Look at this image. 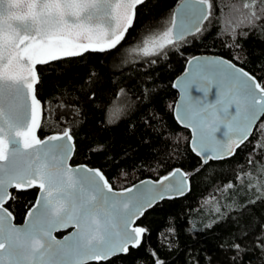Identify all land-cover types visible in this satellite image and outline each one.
I'll return each instance as SVG.
<instances>
[{
  "label": "snow or ice",
  "instance_id": "obj_1",
  "mask_svg": "<svg viewBox=\"0 0 264 264\" xmlns=\"http://www.w3.org/2000/svg\"><path fill=\"white\" fill-rule=\"evenodd\" d=\"M145 2L147 0H36L33 27L20 38L0 41V162H7L10 155L13 158L11 165H0V264H111L116 256H132L134 251L140 253L141 249H144L140 253L141 260L133 257L136 264H170L159 248L149 245L152 248L149 251L145 247L146 228H130L129 225L158 203L184 197L191 190L192 176L210 162L235 159L245 151L249 153L247 163L250 167L256 168L259 161V168L264 169V124L260 122L264 119V64L258 69L261 75L256 76L222 57H191L188 64L192 67L183 80L171 85L179 88L182 94L179 106L183 113L178 114V119L186 122V127L191 126L195 133L191 151L199 158L200 166L191 173L172 167V157H168L158 161L157 167L147 169L159 172L167 165L170 170L166 175L115 191L102 168L81 165L74 170L68 166L67 160L76 150L74 125L78 120L81 126L83 124L86 105L82 101L90 104L99 90L93 83L98 75L94 71L83 78L87 85L86 89H81L83 96L61 93L50 102L46 115L55 120L59 130L46 139L38 138L43 101L39 98L36 66L117 50L136 28L138 8ZM244 8L248 9L249 4L245 3ZM96 19L104 21V26L98 23L91 28L84 23ZM218 20L215 0H192L185 14L179 18L173 14L172 26L158 39L134 49L143 56L139 63L145 70V86L155 83L147 72L157 65L161 55H166L167 50L177 47L181 41L189 44L202 38ZM253 33L264 40V0H252L245 21L224 34V47L229 51L242 50L239 41L247 40ZM189 36L191 41L187 39ZM216 38L219 39L220 34ZM206 69L212 70L211 77L205 74ZM213 83L216 85L213 103L188 94V88L196 85L206 97ZM151 92L152 89L145 87L142 98L147 96L154 101L156 98ZM25 95L29 99L27 121H23ZM116 96L117 101L126 97L127 89L121 88ZM233 106L234 113H230ZM123 111L124 108L114 103L110 115ZM145 123L151 126L150 121ZM221 123L228 128L227 138L217 140L214 133ZM17 138L23 152L9 148ZM44 145L48 147L41 152ZM106 150L103 144L93 149L99 155H105ZM29 152L32 155L25 163L17 162V157ZM239 171L242 175L226 184V190H245L248 174L243 173V168ZM74 172L83 175L77 177ZM36 189L39 195L26 213L28 227H16L11 223L14 216L8 205L18 195ZM251 192L256 199L249 197L240 211L264 203V184L260 185L259 192L252 186ZM49 215H64L66 222L56 228L47 227L44 220ZM225 218L226 215L221 216L203 228L193 224L189 231L214 229ZM69 228L74 231L63 241L53 235ZM226 239H231L232 243L228 247L221 245V249L234 252L230 264H245L246 255L257 253L258 264H264V216H260L250 230ZM215 259L189 252L185 264H214ZM248 264H252L251 259Z\"/></svg>",
  "mask_w": 264,
  "mask_h": 264
},
{
  "label": "trees",
  "instance_id": "obj_2",
  "mask_svg": "<svg viewBox=\"0 0 264 264\" xmlns=\"http://www.w3.org/2000/svg\"><path fill=\"white\" fill-rule=\"evenodd\" d=\"M179 1L147 0L143 3L138 8L136 28L110 54H90L83 59H65L60 63L37 67L39 98L43 101V117L38 131L40 138L59 130L55 120L46 115L50 102L59 98L61 93L65 96L69 93L83 96L81 89L87 88L83 78L90 71L98 74L93 82L99 89L96 99L90 104L82 101L86 105L83 124L81 126L78 120L74 125L76 150L71 163L102 168L115 188H125L143 178H158L167 174V170H170L167 165L165 170L159 172L147 169L157 167L158 161L168 157H172V167L188 173L200 166L199 158L189 146V131L176 122L172 112L177 91L171 85L189 57L199 53L218 54L256 76L261 75L258 69L264 64V40L258 39L256 33L247 40L239 41L243 45L239 51H229L223 43L224 34L245 21L252 0H215L218 22L210 26L211 30L202 38L198 37L189 44L181 41L177 47L167 50L166 55H161L157 65L147 72V76L152 77L155 83L150 82L145 86V70L134 49H137L143 38L171 25L173 9ZM245 3L249 4L248 9L244 8ZM217 34H220L219 39L216 38ZM187 39L191 41V36ZM145 87L152 89L151 96L156 98L154 101H150L147 96L142 98ZM121 88L127 89V96L117 101L116 93ZM114 103L124 108V111L110 115ZM51 106L55 108L56 105ZM110 119L112 123L108 122ZM145 121H150L151 126ZM260 122L264 124V119ZM99 144L107 146L105 155L93 151ZM248 156V152L241 151L235 159L222 163L210 162L192 176L191 190L184 197L164 200L148 209L137 221L148 230L145 247L149 251L152 250L149 245L159 248L170 264H185L189 252L201 258L209 255L216 257L214 264H230L234 252H224L221 245L230 246L232 240L226 238L250 230L256 220L264 216V203L240 211L249 197L256 199L251 192L252 182L256 181L259 186L264 182V169L259 168L260 162L257 161V167L252 168L247 163ZM117 163L119 167H116ZM240 168L248 174L245 190H226V184L235 176L242 175ZM36 195L37 189L26 191L8 205L15 222H22ZM225 215L226 218L214 229L194 233L189 231L193 224L196 228H203ZM143 251L141 249L140 253ZM140 253L134 251L132 256H116L111 264H136L133 257L141 260ZM257 255L259 253L246 255L245 264H248L249 259L252 264H258Z\"/></svg>",
  "mask_w": 264,
  "mask_h": 264
},
{
  "label": "water",
  "instance_id": "obj_3",
  "mask_svg": "<svg viewBox=\"0 0 264 264\" xmlns=\"http://www.w3.org/2000/svg\"><path fill=\"white\" fill-rule=\"evenodd\" d=\"M192 2V0H180L178 2V4L175 6V8L173 9V14L176 15L177 18H179L180 15L185 14L187 11V5H189ZM35 4H36V0H0V41L6 42L10 39H16V38H20L22 36H24L34 25V12H35ZM69 23H71V20H69ZM84 23L91 28H95L97 26V24L99 23L101 26H104V21L96 19L94 21H84ZM172 26V25H171ZM80 42V41H77ZM83 42H87L86 40ZM193 56H197L200 57L201 59L207 57V58H212V57H222L225 60L231 61L233 64L234 63L232 60L218 55V54H213V53H199V54H195ZM191 56V57H193ZM189 57L186 62H185V66L183 68V70L174 78L173 83L183 80L185 74L187 71L190 70V68L192 66H190L188 64V60L191 58ZM237 67H242L238 64H236ZM36 66V70H37ZM205 74H207L209 77H211L212 75V70L211 69H206L204 70ZM39 80V75H38V70H37V83ZM203 83H207V81H204ZM35 87V86H34ZM175 90L177 91V97L174 101L173 104V117L176 120V122L186 128L189 133H190V138H189V146L191 149V144H192V140L193 137L195 135L193 128L191 126H185L186 122L182 123L179 119H178V114H182L183 113V108L179 106V102L181 101V91L179 88H175ZM188 94L192 97H197L199 96L202 100H204L206 103H213L216 100V85L215 83H213L207 93V96H204V93L201 91L197 90L196 85H192L188 88ZM28 104H29V99L28 97L25 95L24 99H23V121H27L29 119V110H28ZM230 113H234V106L233 108L229 109ZM42 117H43V110L41 111L40 114V119L42 121ZM22 121V122H23ZM38 131L39 129H37V136L38 138ZM50 133L48 135H46L45 137L41 138V139H46L49 135L54 134ZM226 133H228V128L226 127V125L224 123L219 124L218 126V131H216L214 133V136L216 137L217 140H224L226 139ZM62 143V142H59ZM48 145H44L42 149H40V151L42 152L45 148H47ZM9 148H17V149H21L22 150V145L20 143V139H14L12 141V143L9 145ZM23 152V150H22ZM74 152L71 154L70 158L67 160V164L69 167H71L72 169H76L78 166L81 165H87L85 163H78V164H72L71 163V159L73 156ZM32 155L31 152L29 153H25L23 156L17 157V162L20 164H23L27 161L28 156ZM12 157L11 155L9 156V160L7 162H0V165H4V166H8L11 165L12 163ZM88 167H91L89 165H87ZM91 168H98V167H91ZM184 171V170H183ZM74 175L79 177L82 176L83 173L82 172H74ZM166 175V174H165ZM158 178H152V177H146L143 178L135 183H133L132 185L128 186L129 188L135 186H139L141 181H155ZM177 179H179V177H177ZM190 184V181H189ZM115 191H122L123 188H115ZM39 195V190L37 189V195L36 198L33 202V204H35L36 199ZM32 204V205H33ZM28 211V210H27ZM26 211V213H27ZM25 216L22 220V222L17 223L15 222V219H13L11 221L12 224H14L16 227L22 228V229H26L28 227V224L26 223L27 220V216ZM141 218V216L138 218V220ZM131 225H129V227H137L140 226L137 221ZM62 222H66V217L64 215H60L59 217L55 216V215H49L45 220H44V224L47 227L50 228H56L59 227V225ZM74 229L69 228V229H62L60 231H56L53 233V235L58 239L63 241V238L65 236H68L69 233L73 232ZM58 232H62L63 234L61 235H57Z\"/></svg>",
  "mask_w": 264,
  "mask_h": 264
},
{
  "label": "rangeland",
  "instance_id": "obj_4",
  "mask_svg": "<svg viewBox=\"0 0 264 264\" xmlns=\"http://www.w3.org/2000/svg\"><path fill=\"white\" fill-rule=\"evenodd\" d=\"M169 27H171V25H169L167 28H169ZM167 28H164L162 31H160V32L157 33V34L154 33V35H150V36H147V37L143 38V39L140 41V43L138 44L137 49L143 48L146 42L151 43L152 41L158 39V38L162 35V33H163L164 31L167 30ZM137 53L139 54V55H138L139 58L142 59V58H143L142 53H140L139 51H137ZM114 113H115V112H114ZM114 113H113V114H114ZM252 184H254L253 186H255V187L257 188L258 192H259V188H260V186L257 185V182L254 181V182H252ZM263 184H264V182H263Z\"/></svg>",
  "mask_w": 264,
  "mask_h": 264
}]
</instances>
